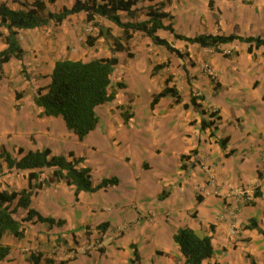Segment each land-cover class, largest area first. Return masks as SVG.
Here are the masks:
<instances>
[{"label":"crops","instance_id":"0c3cea01","mask_svg":"<svg viewBox=\"0 0 264 264\" xmlns=\"http://www.w3.org/2000/svg\"><path fill=\"white\" fill-rule=\"evenodd\" d=\"M5 1L12 10L21 8L11 0L0 3ZM74 1L53 0L46 6L58 13ZM165 1L139 2L135 8ZM164 11L170 15L164 24L185 37L264 40V0H170ZM120 16L128 21L125 13ZM96 19L110 36L100 37L92 47L85 39L97 29L85 22L84 13L18 31L21 60L5 63L0 78V150L17 159L36 150L73 153L83 160L79 167L91 170L94 187L111 178L118 184L75 194L73 186L53 179V168L40 170L42 187L32 196L31 208L63 225L24 222L26 211L19 210L24 237H3L10 252L0 264H48L46 259L53 264H185L173 240L185 228L210 239L213 254L202 264H264V47L235 40L216 49L201 48L160 30L156 34L182 58L155 46L142 33L133 34L131 40L142 41L136 42L135 51L133 42L128 43L129 56L113 50L112 40L121 38V31ZM6 33L0 28V51L6 48ZM97 46L103 52L98 58L117 59L114 72L123 73L125 88L116 99L124 93L121 106H128L132 117L124 123L122 112H112L114 101L99 106L97 127L79 141L60 117L40 116L32 96L49 84L56 61L83 60L79 55ZM161 64L166 66L152 75L153 67ZM22 66L29 79L21 73ZM12 74L20 86L12 87ZM169 76L168 86L178 90L180 102L168 95L150 108L152 96ZM15 93L22 97L16 100ZM191 94L200 110L190 104ZM210 113L215 116L210 118ZM202 120L213 124L201 128ZM28 173L4 165L0 190L26 189ZM237 188L257 196L247 202L230 194ZM94 238L101 250L82 252ZM31 254L41 255L40 261L33 263Z\"/></svg>","mask_w":264,"mask_h":264},{"label":"trees","instance_id":"16d2710c","mask_svg":"<svg viewBox=\"0 0 264 264\" xmlns=\"http://www.w3.org/2000/svg\"><path fill=\"white\" fill-rule=\"evenodd\" d=\"M20 5V9L12 10L8 7V1L0 3V28L6 30L4 42L6 48L0 51V78L2 77V66L11 58L21 60L22 49L18 41V31L31 30L46 26L51 21L61 23L68 16L84 13L85 22L90 23L97 29L95 36L88 35L85 44L92 47L102 36H110L109 29H104L98 24L96 18H103L118 28L121 38H113L112 45L114 51L127 52V44L132 39L134 33H142L149 38L155 46L163 47L166 51L174 54L178 58L183 55L168 41L160 38L156 33L163 30L173 35L178 41L198 45L201 48L216 49L219 45L228 44L235 40L244 43H253L256 47L263 46L264 40L259 38H242L235 35L220 36L203 34L194 38L185 37L174 32L169 24H164L170 18L169 13L164 9L170 0L156 3L146 8H135L139 2H152L153 0H75L72 7L63 8L58 13L48 11L46 4L53 0H11ZM120 13H125L128 21H124ZM139 15L145 20L138 21ZM121 41L125 44L123 46ZM251 48H249L250 50ZM130 56V55H129ZM117 65L116 58H96L92 60H58L55 62L53 70L49 76V84L46 87L38 88L33 96V104L41 109L40 116L60 117L68 130L72 131L79 141L83 140L98 125L96 110L99 106L112 103L117 97L119 90L125 88L122 82L113 84V74ZM166 65H156L152 69V75L163 69ZM21 73L26 79L25 69L22 66ZM171 76L165 80V87L152 96L150 108H153L160 98L170 95L176 102H180L181 97L175 87H169ZM22 94L15 93L16 100ZM196 96L191 94L190 104L196 110H200V105L196 103ZM186 108V105L184 106ZM18 108V106L16 107ZM121 117L124 123L132 117L126 109L120 107ZM203 114V111H201ZM210 118L215 114H210ZM211 121H201V128L211 126ZM225 143V141H222ZM22 154V150L18 151ZM83 162L81 158H76L73 153L66 156L52 155L50 150H36L25 153L19 159L14 158L4 148L0 150V173L5 165L7 169L16 171H28V186L21 191L0 190V263L7 258L10 247L2 243V239L9 234L17 239L24 237V231L18 220L19 210L26 211L24 222L36 221L55 224L60 227L63 221H55L51 218H44L31 208V198L37 190L41 189L42 182L39 181V172L43 169L53 168V179L64 180L68 186H73L75 194L78 192H95L107 186L118 184L116 178L105 179L97 186L91 183V170L88 167H79ZM257 193H254V197ZM256 228V224L250 226ZM264 235V233H263ZM174 242L179 247L185 264H202L211 258L213 254L212 244L209 238H199L188 228L179 229L173 236ZM101 250V249H100ZM33 263L40 261L41 255H30ZM137 259V254L135 253ZM46 263L53 264L54 260L46 259ZM57 264H65L59 261Z\"/></svg>","mask_w":264,"mask_h":264},{"label":"rangeland","instance_id":"374dc122","mask_svg":"<svg viewBox=\"0 0 264 264\" xmlns=\"http://www.w3.org/2000/svg\"><path fill=\"white\" fill-rule=\"evenodd\" d=\"M145 17L144 16H141V15H139V17L137 18V20L138 21H141V20H143ZM141 39L140 38H138V39H136L135 38V40H130L129 42H133V44H132V48L134 49V51L136 50V47L138 46V44H140L141 43ZM136 42H139L138 44L136 43ZM127 47H128V44H127ZM129 48V47H128ZM130 49V48H129ZM164 49V48H163ZM181 49H183V48H181ZM214 51V50H213ZM205 53H210V52H208V51H206ZM103 56V52H102V50H100L99 49V46H97L96 48H93V49H91L90 50V52L89 53H82L81 55H79V57L80 58H82L83 60H85V61H87V60H91V59H94V58H98V57H102ZM76 58V57H75ZM206 69V68H205ZM204 69V70H205ZM208 69V68H207ZM21 75V74H20ZM207 75V74H206ZM123 78H124V75H123V73H121V71H120V69L119 70H117V71H115L114 72V74H113V84H115L116 82H121V81H123ZM10 79L12 80V82H13V85H12V87H16V86H20V83H19V78L16 76V75H14V74H12L11 75V77H10ZM123 95H124V93H122L121 92V95L111 104V107H112V112H114V113H121L122 111L120 110V107H122L121 105H122V103L123 102H125L126 100H124V98H123ZM145 96H146V94H144ZM144 95H142L141 97H140V99H145V96ZM28 105V103L27 102H25V106H27ZM126 111H128L129 113H130V108H128V106H126Z\"/></svg>","mask_w":264,"mask_h":264},{"label":"built area","instance_id":"2783aa9c","mask_svg":"<svg viewBox=\"0 0 264 264\" xmlns=\"http://www.w3.org/2000/svg\"><path fill=\"white\" fill-rule=\"evenodd\" d=\"M204 72L210 76L211 71L209 69H205ZM198 96V95H197ZM211 114V113H210ZM230 194L235 196H241L243 197L247 202H252L254 199V193L250 190L244 189V188H237V189H232L230 191ZM101 249V244L98 242V238H94L91 241L87 242L85 244V247L81 248L82 252H85L86 250H100ZM74 256V253H72Z\"/></svg>","mask_w":264,"mask_h":264}]
</instances>
